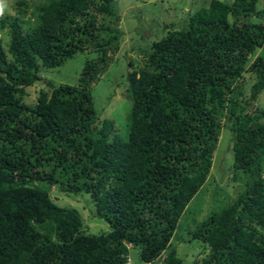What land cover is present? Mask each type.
I'll return each mask as SVG.
<instances>
[{"label": "trees", "instance_id": "obj_1", "mask_svg": "<svg viewBox=\"0 0 264 264\" xmlns=\"http://www.w3.org/2000/svg\"><path fill=\"white\" fill-rule=\"evenodd\" d=\"M110 1L18 2L0 13V264H129L131 248L141 264H184L171 237L208 174L221 119L247 181L190 235L209 249L199 264H264V109L237 108L234 93L244 70L256 79L251 98L264 87V50L250 60L264 43V11L257 0H209L153 41L142 67L128 62L126 137L108 139L112 121L96 127L90 84L121 35L97 23L96 13L119 18ZM89 42L102 56L75 84L23 101L40 67ZM34 182L88 194L109 229L86 233L75 208Z\"/></svg>", "mask_w": 264, "mask_h": 264}, {"label": "rangeland", "instance_id": "obj_2", "mask_svg": "<svg viewBox=\"0 0 264 264\" xmlns=\"http://www.w3.org/2000/svg\"><path fill=\"white\" fill-rule=\"evenodd\" d=\"M37 1L3 0V13L14 14L18 2L29 6ZM220 1L230 3L232 0ZM208 2L209 0H111L113 15H118V19L96 13L97 23H103L110 29H118L121 32L117 48L107 51L105 64L94 62L100 59L102 53L94 51L93 42H89L85 50L75 53L61 65L47 69L40 67L38 79L25 88L23 101L33 104L40 90L48 93L51 86L59 83L75 84L83 67L88 65L89 68L92 63H96L98 69H102L90 84L93 106L98 115L96 127L103 119H109L113 128L108 139L113 135L125 138L130 109V99L125 90V74L130 70L128 62H132L133 66L142 67L145 53L153 41L164 35L167 30L183 25L192 11L206 7ZM256 6L264 11V0H257ZM0 36L5 43L6 34L2 33ZM101 36L106 37V34ZM263 50L264 43L256 48L250 60L255 55H261ZM255 81L253 72L244 70L238 80L239 87L234 88V93L236 89L239 91L237 108L241 105L248 113L255 108L264 109V87L256 97L249 96L250 87ZM228 124L224 119L220 120L217 144L212 153L208 174L186 204L171 237V243L184 264H199L209 253L206 245L191 237L190 230L210 212L230 204L247 181V172L232 165L231 132ZM34 185L45 189L57 205L75 208L80 214L82 229L86 233L96 234L109 229L104 220L95 216L93 202L88 194L63 192L57 185L41 182H34ZM128 255L129 264H141L136 249L131 248Z\"/></svg>", "mask_w": 264, "mask_h": 264}, {"label": "clouds", "instance_id": "obj_3", "mask_svg": "<svg viewBox=\"0 0 264 264\" xmlns=\"http://www.w3.org/2000/svg\"><path fill=\"white\" fill-rule=\"evenodd\" d=\"M3 12V0H0V13Z\"/></svg>", "mask_w": 264, "mask_h": 264}]
</instances>
